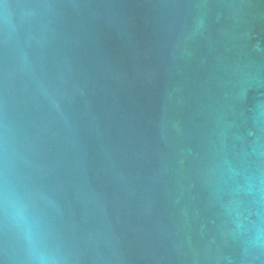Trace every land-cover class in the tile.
Wrapping results in <instances>:
<instances>
[{"label":"water","instance_id":"obj_1","mask_svg":"<svg viewBox=\"0 0 264 264\" xmlns=\"http://www.w3.org/2000/svg\"><path fill=\"white\" fill-rule=\"evenodd\" d=\"M0 264H264V0H0Z\"/></svg>","mask_w":264,"mask_h":264}]
</instances>
